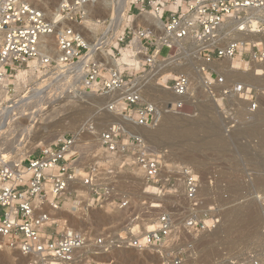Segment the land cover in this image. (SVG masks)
Returning <instances> with one entry per match:
<instances>
[{
	"label": "built area",
	"instance_id": "built-area-1",
	"mask_svg": "<svg viewBox=\"0 0 264 264\" xmlns=\"http://www.w3.org/2000/svg\"><path fill=\"white\" fill-rule=\"evenodd\" d=\"M128 3L135 18L142 15L156 18L163 31L156 39L150 27L135 31L126 26L119 43L123 44L131 36L125 45L129 46L137 34L140 50L135 58L143 57L141 67L152 69L163 48L169 52L166 57H160L171 60L180 48L193 44L196 49L190 57L201 60L197 71L203 77L199 85L205 93L213 98V90L218 89L226 97L246 102L248 113L256 111L252 90L243 85L226 86L210 65L238 58L246 64H256L260 74H264L263 45L226 40L222 29L229 20L239 22L253 13L264 14V0H128ZM87 4L88 0H63L59 16L49 22L43 12L22 0H0V122L17 117L24 110L26 114L34 111L36 102H40L38 108L42 112H47L52 107L60 108L66 97L74 93L115 92L119 94L108 107L109 111L119 106L120 114L130 118L135 128L155 125L160 105L142 101L141 90L133 89L124 79L127 71H113L106 78L102 76L105 68L100 62L92 59L82 63L87 49L71 25L83 24ZM58 25L68 26H62L55 36L56 61L40 50V41L53 34ZM256 33L264 34V22L256 25ZM35 72L40 79L31 84L30 76ZM21 73L24 75L18 80ZM192 88L188 75H177L164 87L166 98L160 104L170 113H182ZM39 90L43 92L38 93ZM21 121L23 118L17 117L12 123L18 125ZM40 122H44V117ZM131 127L113 125L100 135L106 170L91 165L83 175H76V158L71 155L75 136L69 133L49 145L36 147L17 162H1L0 244L23 257H36L43 264L48 261L97 264L95 259L114 248L161 250L168 256L167 264H183V250L176 245L186 236L195 239L213 230L220 223L221 210L215 204L209 205L210 199L202 197L197 171L174 164L165 168L162 154H156L148 141L135 134ZM127 167L140 174L143 185L155 189L154 196L159 201L148 203L150 211H158L154 230L144 236L127 231L112 238L93 239L76 229L58 230L57 215L67 212L65 205L82 213L108 207L118 211L128 208L129 200L116 193L113 186L102 183ZM166 197L181 202L179 213L165 210Z\"/></svg>",
	"mask_w": 264,
	"mask_h": 264
},
{
	"label": "rangeland",
	"instance_id": "rangeland-1",
	"mask_svg": "<svg viewBox=\"0 0 264 264\" xmlns=\"http://www.w3.org/2000/svg\"><path fill=\"white\" fill-rule=\"evenodd\" d=\"M41 1L37 0L38 3L43 5ZM115 8L114 5L111 6L110 12ZM131 14L130 10L127 11V15ZM103 15L104 13L95 15V17L98 16L96 17L98 19L105 18L101 23L100 30L94 33L96 34L95 38H100L110 23L111 16H108L109 13ZM125 28L126 23L122 22L118 34L114 35L105 47L106 51H110L112 58H120V55L126 50L132 56L135 53L133 43L132 46L131 44L125 46L128 45L131 36L129 39L124 38L123 44L119 43L120 33L124 32ZM132 28L134 29V27ZM92 34L93 32L88 30L86 37L90 38ZM185 49L187 50L188 47H185ZM86 52L84 51V55ZM168 52L166 48H163L159 54L163 58L167 56ZM183 56L186 57L185 55ZM182 57L180 60H182ZM177 58L179 57L176 55L175 59ZM234 60H237V62H233L232 64L239 66V69L236 71L240 73L238 75L250 71L253 67V65L246 64L238 58ZM200 63L195 62L196 68L201 65ZM214 63L212 64L213 67L210 65V69L217 77L223 78L225 82L226 77L223 76L225 75L223 67L219 69V63L217 62L215 65ZM173 65V63H170L166 70L172 69ZM120 71H127L128 74L124 75V79L128 81L129 86L133 87L135 81L138 80L140 83L138 88L141 90L143 102H155L160 105V109H165L160 104L166 98L163 92L164 87L169 86L172 79L180 75L178 71L171 70L160 75V80L158 79L159 77L148 80L145 77L151 71L149 68L140 66L136 69L134 66L128 67L123 65L120 66ZM102 76L109 77L106 68L103 70ZM37 77L38 74L35 72V74L30 76L29 82L31 84L38 82L40 78L38 79ZM234 80H236V77L230 78V81ZM197 81H193V84L197 83ZM256 83L257 85L264 86V82ZM256 83H252L253 86L252 84L248 85L244 83L247 87L243 86L248 90H252L257 108L259 107L256 109V112L261 109L264 112V101L258 92L259 87L262 86H255V88L254 85ZM229 85L235 84L229 82ZM236 85L238 84L236 83ZM194 86L190 91V99L185 103L184 111L179 114H173L168 111L166 114L167 121L159 127L160 131L153 138L152 143H148L150 146L153 145L151 146L153 150L168 151L171 149V152L169 151L168 154L174 159L171 156V161L165 162L163 159L165 164L191 167L190 163H185L178 158L180 152L177 151V148L182 147L183 150L192 152L200 161V166L196 164H193V166L198 167L196 170H199L198 173L202 177L201 181L203 182L201 184L203 183V187L208 186V189L202 192V197L210 199L209 205L215 204L221 211L231 212L232 216L236 218H234L232 223H228L227 219H223V221L221 219L218 225H223V228L219 227L218 229L217 226L215 228L217 233L212 238L207 237L203 240V238L200 239V236L195 239L187 236L184 237L183 241L176 245L178 249L183 250V264H249L256 260L260 264H264V117L260 118L264 113L257 117L255 116L256 112L248 113L246 111L247 105H242L237 98L226 97L218 89H214V97L212 98L200 87L199 82ZM118 94L115 93V96H118ZM94 95L101 98L99 99L101 102L88 100L84 103L77 102L73 107L71 106L72 104L63 102L61 106L70 105L71 107L68 106V110L65 108L66 106L63 109L60 106L59 110H62L64 113H60V116L54 121L58 122L66 115L71 114L78 119L77 125L86 123L91 126V132H95L94 135L90 136L84 134L81 138L82 143L79 144H83L84 146L81 147L82 149L77 148L81 150H76L75 156L72 155L77 159H75L74 165L76 175L86 172L87 168L91 165H97L99 169H105L103 167H106L107 164L100 145L99 151H96V147H94L96 143L93 141L96 139L95 136L100 132H104L107 125L111 122L104 115L103 109L104 107L108 108L113 103L106 104V101H110L109 99L102 101L104 97L110 96V93ZM102 102L108 106H104ZM64 110L68 111L65 112ZM109 112L113 113L114 110ZM245 116L246 118L250 116L254 118L251 117L248 120ZM242 117L245 119L242 120ZM207 120L212 123V130H209ZM22 124L26 125L27 122L23 121ZM42 124L44 122L39 123L40 126ZM21 128L23 127H19V129ZM4 131H7V129ZM193 131L195 135L192 137ZM68 133L74 134V136L76 134L72 130H68L66 134ZM15 136L16 134L12 135V137L8 138V141L4 136L2 138L0 135V140L3 143L5 140L8 141V143H4L5 145L2 143L3 146L0 141V154L6 152L7 150L5 149L10 150V154L12 153L10 147L13 145L10 141H13ZM8 144L9 147H7ZM161 154L163 155L164 153ZM20 158L23 159L24 156L20 154ZM173 160H175V163L172 162ZM10 161L12 160H7V162ZM115 173L111 180L107 181L106 179L108 178H106V181L102 183L113 186L116 193L130 201V206L121 211L108 207L102 210H83L84 212L82 213L78 209L71 208L70 206L66 207L67 205H65L67 212L62 215L66 217L61 218V216L58 219L66 220L65 224L67 226L61 225L58 221V230L64 227L76 229L87 233L93 239V237L99 236L112 238L121 232H131L136 225L142 231L144 227L155 225L158 211L146 213L149 210L148 203L150 199L148 195L150 190L149 187L143 185L144 183L141 180L140 174L132 167H127L123 172ZM170 193H172V189ZM166 198L164 199L167 202L165 210L174 212L175 214L179 213L182 207L181 202L177 198ZM65 202L66 204L68 203L67 201ZM174 206L177 209H172ZM249 214H251L250 221L247 218ZM225 222L228 224L226 225ZM215 229L208 232L209 235L214 234ZM167 259L168 256L161 250L136 251L114 248L108 251L107 254L95 259L94 262L97 264H167ZM0 264H33V261L0 244Z\"/></svg>",
	"mask_w": 264,
	"mask_h": 264
},
{
	"label": "bare ground",
	"instance_id": "bare-ground-1",
	"mask_svg": "<svg viewBox=\"0 0 264 264\" xmlns=\"http://www.w3.org/2000/svg\"><path fill=\"white\" fill-rule=\"evenodd\" d=\"M22 1L33 6L36 10L43 12L44 17L49 22H53L59 16L60 6L63 2V0H42L43 1V2L41 1V3H43V5H42V4L38 3L37 0H22ZM115 2H116L115 0H88V4L86 6V17L83 21V24L82 25H71V27L78 34L81 35V37L83 38L84 46L87 49V53H86L85 57L83 58L82 63L85 64L89 60L94 59V60L100 62L102 67L103 68L105 67L106 70L108 71V74H110V75L113 71H120V66H123V65L128 66V67L134 66L137 69L141 66L140 62L143 60L142 56H138L135 58V54L139 53L138 51L140 50V42L138 40L137 34H135L136 36L132 42L133 46H134V50H135V53L133 54V56L130 55L126 50L124 53H122V55H120L121 56L120 58L115 59V58H112L110 56L111 55L110 51L105 50V47L108 45L110 40L114 37V35H117L118 32L120 31V26H121L122 22H125L126 26L134 27L135 31L139 27H145V28L150 27L149 30H150L151 34L154 37H156V39H159L163 35L161 24L156 18H152L149 15H142V16H139L137 18H135L132 14L127 15V11L130 10L128 0H118L117 3H115ZM113 5L116 8L110 12L109 9ZM102 13H104V15L106 13L107 14L109 13L108 16H111L110 17V23H109L108 27L102 33V36L100 38H95L96 34H94V33L98 32L100 30L101 23L105 20V18H103V17L98 19V18H96L98 16L95 17V15L96 14H102ZM259 22H264V14L253 13V14L249 15L248 17H246L243 21H239V22L233 21V20L227 21L224 24V26L222 27V29L224 31H226L225 32L226 40L241 41V42L248 43L250 45L261 43L264 47V34H257L256 30H255L256 25ZM62 26H68V25L56 26V31L53 34L43 37L40 41V50L43 51L46 55H48L49 57H51L52 59H54L56 61L58 60V57H57L58 52H57V48H56L55 36L57 35L58 30L62 29ZM240 27H242L241 30H239ZM88 30H91L93 32V34L90 38L86 37V35L88 34ZM120 34L122 35L123 32H121ZM132 43H131V46H132ZM195 49H196V47L193 44L190 45L187 50L185 49V47H184V49L180 48V50L177 51L179 53L176 54L177 57H179V58L175 59V57H174L171 60H164L160 56L157 55L156 56L157 62L153 66L151 71L146 75L145 79L151 80L155 77H159L158 79L160 80V78H161L160 75H163L164 73H166V71L176 70V71H178V73L180 75L183 74V75L190 76L192 84L194 83L193 81H195V80H198L197 83L198 82L201 83L203 77L197 71L198 68H196V65H195L196 61L201 62V60L192 59L190 57L194 53ZM186 54H188V55H186ZM182 55H185L186 57H184V56L182 57ZM181 57H182V60H180ZM183 58H184V60H183ZM193 60H195V61H193ZM182 61H184V62H182ZM233 62L236 63L237 60H234V59L233 60H223V62H218L219 63L218 66L220 65L219 69L221 67H223V69H224L223 72L225 75H223V76L226 77V78L224 77L226 79L225 80L226 86L229 85V82H232V84H235V85L237 83L238 85L241 84L244 86H246L245 84L250 85V84H252V83L254 84L256 82H264V74H260L259 68L256 64H254V63L251 64V65H253V67L250 71H248L242 75H238L240 73H237L236 71L239 69V66L232 64ZM170 63L174 64L172 66V69L166 70V69H168L167 66ZM216 63H214V65ZM212 67H213V65H212ZM220 71H222V70H220ZM23 75L24 74H22V73L19 74L18 80L20 78H22ZM232 77H236V80L230 81V78H232ZM197 83L195 82V84H197ZM195 84H193V87H195L194 86ZM253 84H252V86H253ZM139 85H140V83L138 82V80H136L135 83L133 84V89L139 90V88H138ZM255 86H262V87H259L258 92L260 94V97H262V99L264 101V86L263 85H257V83H256V85H254V87ZM218 88H220V87H218ZM127 91H125V92H127ZM42 92H43V90L38 91V93H42ZM163 92L166 95V92L164 90H163ZM99 99H101V98L95 96L92 93H87V94L74 93L73 96L66 97V99L64 101L68 104H72L71 106L73 107L77 102L84 103L85 101H88V100H97V102H98V101H100ZM103 99L104 100H102V101H105L106 99L110 100L109 102L106 101V104H109L110 102L115 103L114 100L117 99V96H115V93H110V96H107L106 98L104 97ZM39 104H40V102H36L34 104L36 109L33 112L30 111L31 113L26 114L24 112L25 111L24 110L23 112H21L17 116L18 118L19 117L23 118V120L27 122V125H23L22 121L19 122L20 124H18V125H13L12 122L17 117L6 118L2 122H0V135H1V137L4 136L8 140V138H10V137H12V135L16 134L15 138L13 137L14 140L12 139L13 141H10V142H12V145H13L12 147H10L12 153L10 154L9 153L10 150L5 149L7 151L3 152V153L1 152L2 154H0V162H3L4 160L7 161L8 159L12 160L10 162H17L20 154H22V156L26 157L34 150V148L49 145V144L55 142L58 138H62L64 135H66V132L68 130H72V131L76 132V134H75V146L71 150V155H75L76 150L80 151L82 149L81 147L84 146L83 144L79 145L80 143H82L81 138L83 137V135L87 134L88 136H90V135L95 134V132H91L92 129L90 128L91 127L90 125H87L86 123H82L80 125H77L78 119L74 115H71V114L66 115L63 119L59 120L58 122H54L55 119L60 116L59 114L60 113L63 114L64 112H62V110H59L60 108H57V107H55V108L52 107L51 108L52 112L50 110L48 112H42V110L38 108ZM102 104H103V102H102ZM241 104L247 105L246 102H242V101H241ZM103 105L108 106L105 104H103ZM65 106H61V109H63L64 107L67 108L70 105H65ZM107 109H108L107 107H104V109H103L104 115L107 118H109L111 122L107 125L105 130H107L110 126H113V125H118L121 127H124L127 125H129L131 127L133 125V122L130 118L124 117L120 114L119 106L116 107V110L113 113L109 112V110H107ZM68 110H66V111L64 110V111L67 112ZM167 113H168V111H165V109L162 108L159 111L155 125L152 126L151 128H135L134 126H132L131 128L133 129V132L135 134L142 136L149 143H152L153 138L160 131L159 127H161L163 124H165V121H167L166 120L167 119V116H166ZM262 113H264L262 111V109L258 110L256 112L255 116L259 117ZM24 116H26V117L24 118ZM43 117H44V124H42L40 126L38 122L40 120H42ZM251 117L252 116H250L248 118H251ZM263 117H264V115L261 116L260 118H263ZM245 118H246V116H245ZM245 118L242 117V120ZM248 118H246V119H248ZM252 118H254V117H252ZM207 122L206 123L209 126V130H212L213 129L212 123H210V121H208V120H207ZM19 127H23V128L19 129ZM5 129H7V131H4ZM194 131L191 134L192 137L195 135ZM102 133L103 132H100L97 136H95L96 139L93 141L96 143V145H94V147H96V151H99V137ZM8 141L5 140L4 143H6V142L8 143ZM2 143L3 142L1 141V145H2ZM151 146H153V145H151ZM7 147H9V144ZM77 148H81V149H77ZM169 151L171 152V149H169L168 151H163V150L157 151V149L156 150L154 149V152L156 154L164 153L161 156L165 162L171 161L172 159H174L171 155L168 154ZM177 151L180 152L178 158L185 163L186 162L190 163L191 164L190 168H194L195 170H196V168H198V167H194L193 164L200 166V161L192 152H189L187 150H183L182 147L177 148ZM78 153H80V152H78ZM170 156L172 157V159ZM175 160H173L172 162L175 163ZM163 164H164L165 168H167V169L170 168V166H171L170 164H165L164 162H163ZM200 173H201V171H200ZM203 173H204V171H203ZM81 174L82 173H79L78 176H81ZM201 182H203V181H201ZM207 189H208V186L207 187L202 186L201 187V193L205 192ZM149 190H150L149 195H148V197L150 199L149 203L156 204V202L159 200L157 197L154 196V195H156L155 189H153L152 187H149ZM68 206H70V205H67L66 207H68ZM148 209H149V207H148ZM146 213H150V209L148 211H146ZM62 214L63 213H59L57 215V218H59L61 216H62L61 218H63L64 216ZM219 215H220L222 221H223V219L224 220L227 219L228 223H232L234 218H236L235 216H232L231 212H226V211H221L219 213ZM235 215H237V214H235ZM61 218L58 219L59 222L61 223V225L63 224L65 226H67V224H64L65 223L64 219H61ZM247 218H248V221H250L251 214H249L247 216ZM228 223H226V225ZM222 226L218 225V229H219V227L221 228ZM152 227H153V229H151ZM154 227H156V223H155V225H149L146 228L144 227L145 229L141 227L143 229V231H142L140 229V227L138 225H136L132 229L131 234L135 235L136 233H138V234L144 236L146 233H149L152 230H154L155 229ZM230 227L232 228V226H230ZM215 228H217V226ZM68 229H70V228H68ZM215 231H216V229H215ZM215 231H214V234H211V235H209L208 232L202 234L200 236V239L203 238V240H204V238L206 239L207 237L212 238L217 233V231L216 232ZM26 258H28L29 260L32 259L33 264H43L36 257H26ZM47 264H55V263H54V261H48Z\"/></svg>",
	"mask_w": 264,
	"mask_h": 264
}]
</instances>
